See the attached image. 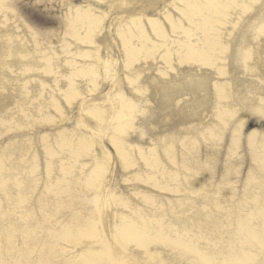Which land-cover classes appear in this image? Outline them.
Segmentation results:
<instances>
[{"label": "bare ground", "instance_id": "1", "mask_svg": "<svg viewBox=\"0 0 264 264\" xmlns=\"http://www.w3.org/2000/svg\"><path fill=\"white\" fill-rule=\"evenodd\" d=\"M77 1L39 39L0 0V264H264V175L182 169L264 116V0Z\"/></svg>", "mask_w": 264, "mask_h": 264}, {"label": "rangeland", "instance_id": "2", "mask_svg": "<svg viewBox=\"0 0 264 264\" xmlns=\"http://www.w3.org/2000/svg\"><path fill=\"white\" fill-rule=\"evenodd\" d=\"M66 2L71 3L72 6L81 5L77 0H7L8 6L5 10L11 15L20 17L25 25L40 35L39 39H43L45 34L51 33L50 36H52L58 30L61 15L67 10ZM60 5L65 8L61 12ZM50 44L53 43L50 42ZM254 113L246 109L242 114L240 124L232 127L233 132L228 136L220 132L214 135L212 142L202 136L198 137L202 139L201 142L195 139L197 143H202L206 148L201 151L196 149L197 153L191 160L186 161L182 169H185L184 175L189 184L193 185L199 180H204L202 188L206 195V203L208 199H212L210 198L212 195L214 199H222L223 195L230 206L245 205L248 188L253 185L259 188L262 183L259 178L264 175V170L261 169L262 165L264 166V160L253 162L250 151L254 149L256 142L264 138V116ZM226 142L224 147L223 144ZM181 144L183 143H176V145ZM189 148L187 146L186 150ZM234 157L238 158L234 159ZM175 160H178L177 156ZM194 187L197 188V186ZM207 207L205 205L206 209ZM189 209L190 211L192 209L201 210L195 203H191Z\"/></svg>", "mask_w": 264, "mask_h": 264}]
</instances>
